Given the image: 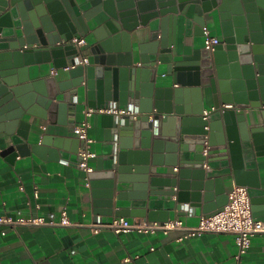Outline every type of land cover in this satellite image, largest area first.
<instances>
[{"label": "water", "instance_id": "water-1", "mask_svg": "<svg viewBox=\"0 0 264 264\" xmlns=\"http://www.w3.org/2000/svg\"><path fill=\"white\" fill-rule=\"evenodd\" d=\"M191 4H199L204 13L219 11L223 42L212 51L196 50L193 57L168 64L174 83L180 86H156L158 75H166L158 67L159 46L160 52L172 51L167 47L176 45L177 15L187 13ZM102 13L107 16V31L91 30L89 23ZM140 26L149 27L150 42L139 45L140 65L136 66L131 34ZM200 26L205 28L206 21H200ZM74 37H83L91 49V64L68 68L83 54L71 43ZM121 44L123 54L118 51ZM148 50L155 54L152 59ZM225 50L243 64L252 106L245 107L241 94L230 92ZM211 55L219 87L211 75L214 110L204 119L202 75L212 67L199 57ZM51 64L57 71L66 69L69 77L58 80L51 74ZM34 87L39 93H30ZM81 87L87 107L108 108L112 102L119 108L139 105L136 117L115 116L96 171L89 173L92 179H106L110 215L167 221L171 211L183 213L184 203L193 211L201 206L204 213H211L228 202V176L233 185L247 187L253 203L261 184L258 158L264 157V0H0V127L25 140L9 150L45 153L53 146L58 154L62 148L79 156L83 140L70 148L67 141L53 143L45 135L33 139L25 115L45 117L47 111L53 119L69 108L75 113ZM254 118L259 120L252 123ZM164 165L179 166V171H159ZM128 181L139 193L136 198L124 196ZM175 195L176 200L166 202L149 198Z\"/></svg>", "mask_w": 264, "mask_h": 264}, {"label": "crops", "instance_id": "crops-1", "mask_svg": "<svg viewBox=\"0 0 264 264\" xmlns=\"http://www.w3.org/2000/svg\"><path fill=\"white\" fill-rule=\"evenodd\" d=\"M256 6L257 14H259L260 7ZM105 19L107 16L104 13L98 15L89 23L90 29L103 27V30L107 31L104 24ZM203 20L206 21L207 34L223 38L219 11L214 9L211 13H204L199 4H191L187 13L180 12L177 15L176 45L167 47L172 51L160 52L162 47L159 46L158 67L159 71L166 72V75H158L156 86H180L174 83L173 73L168 71V64L181 61L186 56L193 57L196 50L203 54L205 35L204 27L200 26V21ZM258 22L262 24L260 18ZM166 34L169 38L168 26ZM131 42L134 62L138 66L140 65L139 45L150 42L149 27L140 26L133 31ZM122 46L123 44L118 50L121 54L125 53ZM81 49L82 55L88 57V64H91L93 62L91 49L86 45ZM225 51L228 53L226 64L230 92L248 94L249 88L243 64L239 60H232L229 51ZM147 54L150 59L155 55L151 50H148ZM199 61L212 67L206 70V76L202 75L201 83L204 108L207 112L214 105L212 90L209 86L211 75L219 87L217 65L213 55L204 59L199 57ZM51 66V74L56 75L58 80L69 77L66 69L57 71L53 64ZM254 68L256 72L257 69ZM255 77L258 78L259 74ZM29 91L31 94L38 92L36 87ZM74 102L76 104L75 113H72L69 108L62 115L55 114L52 119L46 111L45 117L27 114L25 120L31 124L29 130L33 139L37 134L45 135L53 143L61 139L64 144L67 141L70 148L74 146L77 148L80 145L77 140L81 139L76 134L75 127L87 118L90 123L88 133L94 140L92 145L94 154L89 164L93 167V171H96L97 161L105 147V137L114 124L116 114L95 112L86 117L85 110L88 107L84 87L80 88L79 95L75 97ZM37 106L40 108V105ZM224 106L226 107L225 104ZM258 113L257 111L253 115L258 118L260 117ZM258 120L254 118L252 123ZM154 129L156 126H153ZM154 134H157L156 131ZM24 142V138L18 133H10L7 128L0 127V219L44 218L47 221L60 222L65 214L69 223H18L12 226L0 222V264H236L235 256L238 246L235 236L229 233L204 232L197 236L186 237L180 230L168 233L138 230L115 232L103 226L95 231L98 219L107 223L116 217H122L114 213L110 215L107 212L106 191L109 187L106 179L103 177L90 178L89 173L79 165V156L62 148L58 149L59 154L53 146L45 150V153L35 151L19 153L16 150H9L11 146H18ZM156 169L152 168V170ZM158 170L178 172L179 166L164 165L158 167ZM258 174L261 184L257 189L258 194L253 199L252 207L256 211L254 216L264 220V157L258 158ZM231 178L230 176L225 177V187L228 192L235 186ZM125 183L129 188L124 192L125 197H135L139 194L137 190L131 188L132 182ZM201 192L204 195L205 191ZM118 196L116 192L115 198ZM149 198L166 202L176 200V195L173 197L150 196ZM183 206V213L176 209L171 211V219L181 218L189 225H196L201 215L211 214L220 209L204 213L201 206L195 211L188 203H184ZM123 217L132 222L137 220L141 222L158 221H151L149 217ZM241 264H264V233L252 238L249 247L242 255Z\"/></svg>", "mask_w": 264, "mask_h": 264}, {"label": "built area", "instance_id": "built-area-1", "mask_svg": "<svg viewBox=\"0 0 264 264\" xmlns=\"http://www.w3.org/2000/svg\"><path fill=\"white\" fill-rule=\"evenodd\" d=\"M205 48L209 50H214L215 46L223 42V38L219 36H212L207 34V27L204 29ZM61 43H68L67 41H62ZM76 47L82 48L85 46V40L83 37H74L71 40ZM89 59L84 55L77 56L75 63L68 66V68H74L78 64H88ZM214 110V107L204 113V119L208 118L209 113ZM95 112H108L115 113L116 115L127 114L134 115L135 117L140 114L138 105L134 103H129L125 108H119L117 102H112L111 106L108 108L99 107L92 108L88 107L85 110V116L89 117ZM90 123L86 118L78 126L75 127V132L78 137L84 141V148L79 151V165L86 170L88 173L92 172L94 169L89 164L90 158L93 156L92 145L94 140L89 136L88 129ZM207 130L209 126L205 127ZM208 138V135H207ZM208 148L207 142L205 143V149ZM206 152V150H205ZM0 222L8 223L15 226L18 223L24 224H68V220L63 214L60 222H55L53 220L47 221L44 218H20L18 220H13L11 218H1ZM95 231L100 230V227H107L113 229L115 232L128 231V230H138L144 232H156L161 231L163 233H168L173 230H180L184 233L186 237H193L200 235L204 232H217V233H229L235 236L236 243L238 246V252L236 257V264H241L242 255L246 252L249 247L252 238L257 234L264 233V220L256 218L253 213L252 202L245 186H234L228 192V202L221 207L219 210L211 214H203L200 216L199 221L196 225H189L181 218H173L167 221H154V222H132L125 217H116L111 222H102L100 219L96 221Z\"/></svg>", "mask_w": 264, "mask_h": 264}, {"label": "bare ground", "instance_id": "bare-ground-1", "mask_svg": "<svg viewBox=\"0 0 264 264\" xmlns=\"http://www.w3.org/2000/svg\"><path fill=\"white\" fill-rule=\"evenodd\" d=\"M234 25H233V31H234ZM167 42H168V37H167ZM219 44H222V42L221 43H219ZM236 45H238V44H236ZM233 50V49H232ZM236 51V50H235ZM254 67H256V63L255 62H253V63H251ZM253 72H254V74L256 73V74H258L257 73V71L255 72V68H253ZM255 74V75H256ZM259 78V77H258ZM258 78H256V77H254V79H256L257 81L259 80ZM258 86H260L259 84H258ZM258 89H259V87H258ZM260 93H261V91H260ZM241 96L246 100V101H243L244 102V106L245 107H249V106H252V100L249 98V96L246 94V93H244V94H241ZM233 104H236V103H233ZM223 106V105H222ZM226 106H232V105H226ZM225 107V106H224ZM206 129V128H205ZM207 130V129H206ZM231 164V163H230Z\"/></svg>", "mask_w": 264, "mask_h": 264}]
</instances>
